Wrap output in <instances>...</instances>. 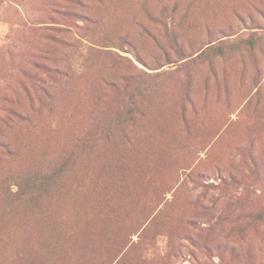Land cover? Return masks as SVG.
I'll list each match as a JSON object with an SVG mask.
<instances>
[{
  "label": "rangeland",
  "instance_id": "1",
  "mask_svg": "<svg viewBox=\"0 0 264 264\" xmlns=\"http://www.w3.org/2000/svg\"><path fill=\"white\" fill-rule=\"evenodd\" d=\"M0 264H264V0H0Z\"/></svg>",
  "mask_w": 264,
  "mask_h": 264
}]
</instances>
